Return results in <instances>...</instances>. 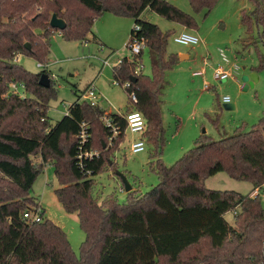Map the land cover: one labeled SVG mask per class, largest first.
I'll return each mask as SVG.
<instances>
[{"label":"trees","instance_id":"16d2710c","mask_svg":"<svg viewBox=\"0 0 264 264\" xmlns=\"http://www.w3.org/2000/svg\"><path fill=\"white\" fill-rule=\"evenodd\" d=\"M67 1L0 0V264H264V208L260 194L253 197L264 187V115L249 131L238 130L220 140L204 134L171 167L162 160L165 74L178 56L168 53L169 33L142 16L150 10L186 28L196 26L194 17L168 0H74L92 15H69ZM189 1L197 10L211 9L215 2ZM249 1L253 8L243 12L242 23L248 29L254 23L258 26L264 46V0ZM103 12L134 19L131 35L138 26L152 66V77L134 75L143 64L142 53L124 58L113 70L122 82L137 78L126 90L128 97L134 92L138 98L129 112L136 109L146 118L144 137L153 146L149 166L159 178V184L144 195L132 190L124 204L114 195L97 199L94 178L116 169L114 153L125 140V118L111 113L120 135L110 148L112 133L102 122L105 111L80 97L67 115L51 125L49 103L57 97L54 79L49 88L43 87L40 77L50 73H30L19 62L26 56L47 63L50 39L60 32L50 26L53 14L67 24L63 38L84 41L91 34L97 41L92 28ZM262 68L264 55L252 72ZM12 84L23 85L25 96L11 92ZM83 124L87 140L81 145ZM96 138L102 140L98 143ZM95 150L97 157L80 158ZM36 155L41 158L39 165L32 159ZM48 164L55 167L58 201L67 213L77 214L86 235L80 258L67 233L44 213L40 223L24 218L25 212L41 206L31 192ZM219 173L250 183L251 193L208 189L206 181ZM230 212L234 225L225 219Z\"/></svg>","mask_w":264,"mask_h":264},{"label":"rangeland","instance_id":"374dc122","mask_svg":"<svg viewBox=\"0 0 264 264\" xmlns=\"http://www.w3.org/2000/svg\"><path fill=\"white\" fill-rule=\"evenodd\" d=\"M103 1L113 3L116 0ZM169 2L193 16L196 26L186 28L148 10L142 18L159 26L164 33H169L168 53L178 56V62L165 74L167 84L162 95L165 129L162 160L166 166L171 167L204 134L220 140L238 130L249 131L259 124L264 115V68L256 72L259 80L247 90L243 78L259 66L264 46L259 39L258 26L254 23L248 29L242 23L243 12H250L253 8L249 0H215L211 9L202 6L198 10L189 0ZM67 3L69 15H92L74 0H68ZM134 26V19L130 17L103 12L97 16L92 28L97 41L91 34L84 41L67 40L59 32L50 39V53L44 64L46 68H39V62L32 57L19 58L20 64L28 72L40 74L47 70L49 77L54 79L57 97L49 103L48 119L51 125H55L66 115L70 106L92 83L97 85L101 93L100 107L103 111L110 115H126L129 112L132 106L126 90L113 85L117 81L113 68L103 69L102 62L108 60L115 65L119 59H132L128 44ZM183 32L197 36L200 43H176L174 38ZM222 53L227 58L226 61L221 56ZM181 55H189L190 58L182 59ZM142 60L143 74L152 77L148 48H145ZM219 68L230 74L228 79L223 81L215 78ZM26 95L30 96L28 93ZM225 97H229L230 104L235 105L234 110L224 108ZM100 138H96L98 143L102 139L106 141V137ZM139 139L144 140L145 151L133 153L131 143ZM152 151V144L144 136L127 133L124 142L114 153L116 169L105 171L94 178L96 198L101 201L106 196L114 195L121 204L127 201L128 193L121 190L123 184L117 173L124 174L133 190L140 194L144 195L156 187L159 178L149 166ZM32 159L37 165L41 163L39 155ZM206 187L210 190L236 191L243 195L252 190L250 183L233 180L226 173L210 177L206 181ZM57 188L59 184L55 167L48 164L39 174L31 195L41 205L44 218L53 221L67 233L73 251L80 258L86 235L77 214L67 213L58 201L55 195ZM260 202L264 208V189L260 191ZM225 219L230 225H234L233 212L226 214Z\"/></svg>","mask_w":264,"mask_h":264},{"label":"built area","instance_id":"2783aa9c","mask_svg":"<svg viewBox=\"0 0 264 264\" xmlns=\"http://www.w3.org/2000/svg\"><path fill=\"white\" fill-rule=\"evenodd\" d=\"M140 28L138 26L135 27V34L131 35V40L129 42V48L132 57L139 56L142 53H144L146 48V41L144 38L138 37L137 31H139ZM174 41L181 45H198L200 43V39L192 34H189L187 32H183L182 34L176 36L174 38ZM221 56L224 57V60L226 61L227 58L222 53ZM103 69L105 68H113V70L123 64V59H119L115 65H112L108 60L102 62ZM39 68H45L43 64H38ZM144 65L141 64L134 72L135 76H138L143 73ZM230 76L229 73L225 72L222 68H219L216 70L215 78L217 80H226ZM132 81H126L122 82L120 80H117L113 83L114 86H120L125 90H128L131 87ZM11 92L24 97L25 96V87L23 85L18 84H12L10 87ZM130 102L132 107H135V105L138 103V98L134 92H131L129 94ZM80 100H84L85 102L89 103L91 106H99L100 107V101H101V93L99 92L96 84L92 83L90 84L84 92L80 96ZM224 104H230V98L225 97L223 99ZM102 108V107H101ZM103 109V108H102ZM69 111V110H68ZM68 112L66 113V115ZM121 117L125 118L127 122V127L124 131L125 138L127 136V133L131 132L132 134H138L141 136H144V133L146 132L147 128V121L144 115L139 112L136 109H133L126 115L119 114ZM102 122L105 125V127L109 128L112 136L108 138V147L113 146L114 140L117 139V137L120 135V128L117 126L113 119L111 118L110 114L104 113L102 117ZM79 139L81 141V145L85 144L87 140V125H82V132L79 136ZM131 151L133 153H141L145 151V142L143 139L135 140L131 143ZM83 154V153H81ZM99 153L97 151H90L84 153V155H80V158L86 157L88 159H93L94 157H97ZM264 189V187H263ZM122 191L124 189V186L121 189ZM260 189H257L255 193L253 194V197L260 194ZM24 218L30 221L31 223H40L43 221V209L41 206L34 208V210H29L25 212Z\"/></svg>","mask_w":264,"mask_h":264},{"label":"water","instance_id":"95a60500","mask_svg":"<svg viewBox=\"0 0 264 264\" xmlns=\"http://www.w3.org/2000/svg\"><path fill=\"white\" fill-rule=\"evenodd\" d=\"M50 26L54 29L59 30L60 32L64 31L67 27V24L64 20H62L61 18L58 17L57 14H53L51 17V21H50ZM26 48L28 50H31V46L30 44H26ZM132 82H136L137 78L136 77H132L130 79ZM259 77L257 75L256 72H253L251 74H249L248 76H245L243 78L244 83L246 84L245 86V90H247L249 87H253L254 84L256 82H258ZM40 85L46 88H49L51 86V78L49 77L48 74H42L40 77ZM224 108L226 110H234L235 109V105L234 104H224ZM105 147V146H104ZM117 176L120 178L124 189L127 193H130L133 190L132 185L130 184V182L128 181L127 177L122 174V173H117Z\"/></svg>","mask_w":264,"mask_h":264},{"label":"crops","instance_id":"0c3cea01","mask_svg":"<svg viewBox=\"0 0 264 264\" xmlns=\"http://www.w3.org/2000/svg\"><path fill=\"white\" fill-rule=\"evenodd\" d=\"M169 1H170V0H169ZM171 2H172V3H175L174 0H171ZM148 11H150V10H148ZM181 57H182V59H183V57H184V59H189V58H190L189 55H181ZM185 57H186V58H185ZM251 73H253V72H251ZM251 73H250V74H251ZM96 86H97V85H96ZM80 101H81V100H80ZM110 111H111V110H110ZM251 186H252V185H251ZM252 189H253V187H252ZM251 191H252V190H251ZM250 193H251V192H250Z\"/></svg>","mask_w":264,"mask_h":264}]
</instances>
